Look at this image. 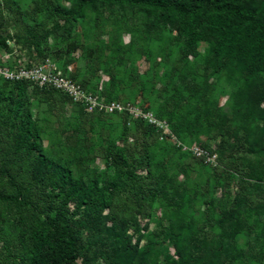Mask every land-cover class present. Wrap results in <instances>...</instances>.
Here are the masks:
<instances>
[{
	"label": "rangeland",
	"instance_id": "rangeland-1",
	"mask_svg": "<svg viewBox=\"0 0 264 264\" xmlns=\"http://www.w3.org/2000/svg\"><path fill=\"white\" fill-rule=\"evenodd\" d=\"M69 7L64 0H0V35L9 37L0 66L49 59L88 93L151 111L164 127L123 113L87 112L66 95L28 87L24 105L44 152L82 179L112 177L117 149L143 160L141 194L120 190L112 211L146 252L145 264H181V256L202 257L200 264H264V120L239 119L235 103L264 75L249 78L233 63L215 69L205 42L196 56H186L173 30L139 10L86 9L63 26L57 11ZM29 29L47 32L39 52L29 45ZM11 89L0 79V91ZM7 110L1 103L0 112ZM7 133L0 135V157ZM193 146L214 155L215 165L193 155ZM30 160L12 161L17 181H27ZM8 191L0 175V194ZM0 218V264H25L15 254L21 223L1 207Z\"/></svg>",
	"mask_w": 264,
	"mask_h": 264
},
{
	"label": "trees",
	"instance_id": "trees-1",
	"mask_svg": "<svg viewBox=\"0 0 264 264\" xmlns=\"http://www.w3.org/2000/svg\"><path fill=\"white\" fill-rule=\"evenodd\" d=\"M64 1L70 7L57 11L63 26L80 18L86 9L139 10L173 30L183 42L186 56H196L197 44L205 42L215 69L233 63L249 78L264 75V0ZM26 34L29 45L39 52L47 32L37 35L29 29ZM8 38L0 35V48H8ZM70 48L75 46L70 44ZM32 64L37 63L26 66ZM9 83L11 90L0 91V104L9 108L6 113L0 112V135L8 131L10 139L5 141L7 149H2L0 157V175L9 190L0 194V207L22 225L15 254L25 264H95L100 259L106 264H145L146 252L138 250L127 237L126 224L112 211L120 190L130 191L135 198L141 194L137 168L143 160L130 159L123 149H117L112 155V177L76 178L70 168L44 152L31 113L24 105L28 87L46 93L60 92L40 89L25 81ZM235 103L239 119L264 120V83L245 86ZM23 156L31 158L26 182L17 181L10 169L12 161ZM70 205H74L73 210ZM75 216L77 220L73 219ZM218 248L222 253L227 250L222 245ZM201 260L202 257L195 260L181 256L179 263L200 264Z\"/></svg>",
	"mask_w": 264,
	"mask_h": 264
},
{
	"label": "built area",
	"instance_id": "built-area-1",
	"mask_svg": "<svg viewBox=\"0 0 264 264\" xmlns=\"http://www.w3.org/2000/svg\"><path fill=\"white\" fill-rule=\"evenodd\" d=\"M0 79L9 82L25 81L40 89L51 88L66 95L74 103L80 104L87 112L123 113L131 119L140 120L158 128L164 127L155 119L151 111H145L136 106L123 105L115 101L104 102L98 95L88 93L79 83L59 70L49 59L29 67L22 63L12 68L0 66ZM182 149L186 150V147L183 146ZM188 150L196 157H204L213 166L215 165V156L210 155L204 149L193 146L189 147Z\"/></svg>",
	"mask_w": 264,
	"mask_h": 264
}]
</instances>
